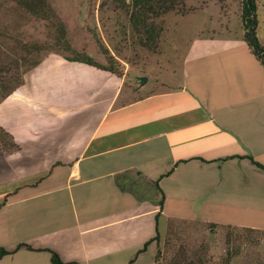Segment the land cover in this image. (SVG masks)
Instances as JSON below:
<instances>
[{
	"label": "crops",
	"instance_id": "crops-1",
	"mask_svg": "<svg viewBox=\"0 0 264 264\" xmlns=\"http://www.w3.org/2000/svg\"><path fill=\"white\" fill-rule=\"evenodd\" d=\"M122 64L50 53L0 102L20 146L0 149V264H156L136 250L170 220L264 231V67L241 35L194 37L176 82Z\"/></svg>",
	"mask_w": 264,
	"mask_h": 264
},
{
	"label": "rangeland",
	"instance_id": "rangeland-1",
	"mask_svg": "<svg viewBox=\"0 0 264 264\" xmlns=\"http://www.w3.org/2000/svg\"><path fill=\"white\" fill-rule=\"evenodd\" d=\"M49 2L73 49L99 63L106 62L105 54L113 56L120 70L127 63L126 80L131 83L153 80L157 74L176 82L184 52L194 37H233L242 32L240 0H181L176 9L155 19L162 31L157 49L151 52L138 44L127 11L111 0ZM256 2V32L264 42V0ZM54 31L50 21L20 11L12 1L0 0V60L20 54L18 41L52 43ZM135 73L142 74L140 80L137 76L130 79ZM158 249L159 264L167 263L174 254H183L187 264H225L226 250L232 252L228 264H264V231L237 224L216 227L196 220H170L159 235Z\"/></svg>",
	"mask_w": 264,
	"mask_h": 264
},
{
	"label": "trees",
	"instance_id": "trees-1",
	"mask_svg": "<svg viewBox=\"0 0 264 264\" xmlns=\"http://www.w3.org/2000/svg\"><path fill=\"white\" fill-rule=\"evenodd\" d=\"M15 3V6L20 11L27 13L36 19H44L50 21L55 27L54 39L52 43H17V48L20 54L17 57L8 60H0V102L8 97L17 87L23 83V74L38 65L44 56L49 53H55L68 61L85 63L94 67L111 71L117 75L121 74L118 69L119 62L110 55L105 54V63H99L85 52H78L73 49L66 39L65 28L62 21L58 18L53 10L49 0H8ZM117 6L125 9L128 13L129 22L136 35L138 44L147 50L154 52L159 43V37L162 28L156 23L155 19L176 9L181 0H111ZM257 2L256 0H240V28L241 38L246 43L252 54L256 57L259 63L264 67V42H262L256 32ZM48 52V53H47ZM20 146L15 142L11 133L0 126V149L6 152H15ZM254 165L264 171V164L255 161L248 157ZM20 188V187H19ZM11 195V194H8ZM157 217V216H156ZM214 226L213 224H209ZM155 241L157 250L155 253V263L159 264V232L156 235L144 242L137 250L136 254L146 250L147 246ZM32 249L27 244H19V247ZM16 248V249H17ZM50 254L51 264H66L59 255L49 249H42ZM11 253L10 251L0 247V258ZM232 252L226 250L223 262L228 264L231 260ZM197 255V252H194ZM197 260V257H196ZM133 261V260H132ZM198 261V260H197ZM165 264H187L184 255L174 254L171 259ZM188 264H194L189 262Z\"/></svg>",
	"mask_w": 264,
	"mask_h": 264
}]
</instances>
